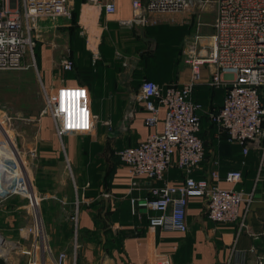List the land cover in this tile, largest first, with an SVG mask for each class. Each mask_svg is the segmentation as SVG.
<instances>
[{"label":"built area","instance_id":"1","mask_svg":"<svg viewBox=\"0 0 264 264\" xmlns=\"http://www.w3.org/2000/svg\"><path fill=\"white\" fill-rule=\"evenodd\" d=\"M192 0H130L131 16L117 19L121 27L146 26L151 18L161 13H179L186 10ZM217 9L213 31L208 41L196 35L185 48V62L189 75L181 85H165L144 79L139 85V100L146 111L145 126L156 128L163 111L162 128L150 132L145 139L133 146L121 148L117 155L127 168L129 175L128 195L132 212L144 208L148 228L167 231H187V207L191 198H199L204 204L207 217L217 223L238 221L240 230L257 237L245 223L249 206L254 201L255 190L264 166V0H216ZM91 7L90 23H81L83 7ZM73 11L72 0H0V70H20L34 67L40 82L43 107L39 115H48L56 135L61 139L69 134L92 133L97 128L98 116L90 108L91 94L85 85L61 84L48 89L42 82L33 50L30 29L41 18L70 17ZM117 0H81L78 23L84 35V43L93 59L98 57V42L106 27L99 25L101 16L114 15ZM94 33V44L90 43V33ZM62 70L74 67L73 60L61 59ZM224 87L225 94L217 112L209 113L216 125L217 137L225 134L226 140L241 148L247 155L250 148L259 151V163L253 188L244 192L233 188H222L216 181L220 179L219 160H212L214 168L207 177L196 178L194 172L200 169L205 157L201 129L200 112L202 103L194 100L197 85ZM83 91L82 97L61 96V93ZM87 113L88 127H67L69 119L73 124L84 122ZM71 113V117L69 116ZM1 126V125H0ZM3 126H1L2 128ZM6 133L5 128H3ZM14 152L19 156L13 142ZM171 167H177L183 179L177 183L165 179ZM240 170H228L224 180L228 183L241 181ZM161 182L153 185L150 194L144 197L134 194L140 189V182ZM7 195L19 194L28 199L24 208L31 214L29 225L19 227L21 237L31 239L33 253L29 264H46L45 257L52 264H67V253H54L42 225L40 213L41 196L29 179L19 174L15 184L7 189ZM4 193V192H3ZM0 192V201L3 200ZM77 195V193H76ZM109 193L103 196L109 197ZM85 201V200H84ZM83 202L75 198L73 222V264H75L78 219L77 209ZM244 204V210L240 207ZM42 252V259L35 257V250ZM29 253V252H28ZM249 254L253 264H264V241L251 244L248 248L233 255ZM158 264H170L162 259Z\"/></svg>","mask_w":264,"mask_h":264},{"label":"crops","instance_id":"2","mask_svg":"<svg viewBox=\"0 0 264 264\" xmlns=\"http://www.w3.org/2000/svg\"><path fill=\"white\" fill-rule=\"evenodd\" d=\"M130 16V0H117L114 15L97 19L99 25L106 24L98 42L99 59L93 65L88 56H82L79 60L83 76L80 78L64 77L61 74L65 71L60 66L61 59L54 60L51 47L44 44L39 46L37 65L43 84L51 90L61 84L87 86L91 94L90 108L98 116L94 132L69 134L61 139L54 131L51 118L48 115L40 116L37 139L41 157L48 160L62 158L68 169L72 170V175L73 168L82 165V171L79 170L76 175L80 187L77 188L74 181L68 189L48 188L43 192L45 198L40 213H43L44 221L48 224L53 220L57 221L60 216V222L71 223L73 231L74 201L76 197H82L83 202L77 209L78 247L75 264H158L162 259H168L170 264H253L249 254L231 256V251H240L251 244L264 241V166L260 171L254 201L249 206L245 219L247 228L258 234L257 237L240 230L238 221L223 224L211 221L206 215L204 204L195 197L190 199L187 207L186 232L148 228L145 209L138 207L135 213L132 212L128 195L129 175L117 156V151L125 146L136 145L150 132L159 131L162 128L163 111L161 110L160 123L156 128L145 126L146 111L139 100V86L131 89L128 81L136 75L140 80L149 78L161 86H181L187 80L189 72L184 67L176 68L174 58L170 57L164 62V68L156 69L155 72L151 68L152 59L146 57L153 53V33H147L146 28L143 29L145 26L128 28L121 27L117 22V19ZM40 20L37 24L42 31L43 24H39ZM81 35L84 39V35ZM83 47L89 53L84 42ZM77 57L76 52L70 58L74 67L79 63ZM159 71L162 72L158 73ZM203 86L207 85L199 84L198 87ZM198 90L195 92L196 98ZM199 102L204 108L208 103L207 96ZM202 125L201 118L199 133H202L204 147L207 143L211 147L206 151L200 169L194 172V177H207L214 168L212 160L217 158L220 179L216 183L222 188L250 191L257 174L259 151L250 148L248 154L243 155L238 145L221 141L215 130L208 128L205 131ZM86 143L88 146L85 147ZM93 169L100 176H108V183L91 186L88 175ZM228 170H240L241 181L235 184L226 182L224 174ZM165 179L177 183L183 179V174L177 167H171L165 174ZM0 182L2 185L6 183L1 175ZM160 184L161 182L142 180L140 189L134 190V194L147 196L153 185ZM105 192L110 194L109 197L103 196ZM10 197H6L2 203V207L7 208L6 214H0V259L3 264H29L33 257L30 254L33 253L31 239L21 237L18 231L19 227L26 225L25 204L15 203ZM49 206L56 207L53 213L47 212ZM240 210H244V204ZM55 228L56 226L54 229L49 227V231L53 230L57 239H64L63 226L58 230ZM73 239L66 243L49 242L54 253L62 250L67 253V264H73L74 261ZM35 257L42 259V252L36 249ZM44 257L46 264H52L50 258Z\"/></svg>","mask_w":264,"mask_h":264},{"label":"rangeland","instance_id":"3","mask_svg":"<svg viewBox=\"0 0 264 264\" xmlns=\"http://www.w3.org/2000/svg\"><path fill=\"white\" fill-rule=\"evenodd\" d=\"M72 1L74 3V0ZM216 9V0H192L189 7L182 12L154 15L151 18L150 23L143 27V29L146 28L147 30L151 26L158 29L162 28L163 30L169 31V36L172 39L168 45H162L160 42H157L158 44H156L155 39L157 36L154 34L153 51L155 52L157 65H159L158 67L164 68V62L166 61L165 58L169 55L170 58H175L173 60L176 68L184 67L189 72L188 64L185 62L186 54L184 53V50L190 42L194 40L196 35H200L203 38L202 40L208 41L207 36L213 31ZM71 18L72 15L67 18L54 16L43 18L44 20L39 19V24H43L41 26L42 31L39 28L37 21L33 24V27L30 29V35L33 41L36 63L37 47L40 46V44L52 48L55 61L66 57L71 58L75 54L72 53V47H75L76 50L80 49V47L77 49L79 40H76L73 43L69 39V28L72 24ZM130 69L128 74L130 73ZM38 73L40 74L39 70ZM61 74L64 77L71 79L80 78L83 76V71L81 68H76L69 71H62ZM42 77L44 80L43 74ZM128 83L130 84L131 89L137 86V82L132 79L129 80ZM204 87L205 86L199 88L197 96L202 94L206 98V95L203 93L205 91L203 90H209V94L207 95L208 103L203 108L204 112L202 111L200 113L203 123L202 128L206 131V129L209 130L208 128L210 124L207 114L210 110H213L222 103L224 87H212V89ZM96 101L97 99L95 98L94 103H96ZM42 107L43 97L39 77L34 67L20 70H0V122L3 126L2 128L0 127V144L10 145L9 140L13 142L15 148L19 152L18 156L12 149L14 156L20 165L18 167L19 174L20 176L29 179L36 192L41 196L40 208H42L43 198H45L43 192L48 188H57L60 190L68 189L72 187L74 181L77 188L80 187V182L77 180L78 176L76 175L79 170L82 171V165H79L77 168H73L74 174L72 175V170L68 169L65 160L63 161L62 158L48 160L41 157L39 153L37 129L40 118L39 113ZM3 128H5L6 133H4ZM64 137L65 136L62 138ZM206 139H208V137H206ZM84 142H87V140L84 139ZM86 146H88L87 143L85 144V147ZM90 146L91 144L89 147ZM210 147V143H207L206 151H208ZM5 198L6 197H4L3 200ZM10 199H13L12 201L15 203L19 202L20 204H27L28 202L27 198L19 194L11 195ZM3 200L0 201L1 215H5L7 212V208L5 206L2 207ZM55 209L56 207H50L47 212L49 214L51 212L53 213V210ZM28 212V209L25 208L24 213L26 225H29L31 222V214ZM41 215V217H43V213ZM60 219L61 217L58 216L57 221L53 220L48 224L45 222L46 220L44 221V217L42 218L44 232L51 244L72 241L73 231L68 236L70 237V240H66L68 237L57 239L54 231H49V227L54 229V226H56V230L61 228L64 222H60ZM70 227H72V224L68 223L67 228Z\"/></svg>","mask_w":264,"mask_h":264},{"label":"trees","instance_id":"4","mask_svg":"<svg viewBox=\"0 0 264 264\" xmlns=\"http://www.w3.org/2000/svg\"><path fill=\"white\" fill-rule=\"evenodd\" d=\"M80 1L81 0H74V3H73V11H72V18H71L72 19V24H71V27L69 28L70 29V32H69V39H70V41H72L73 43L76 40H79L80 41V42L78 41L79 44L77 45V49H78V47H80V49L76 50L75 47H72L71 48L73 54L76 53V52L78 53L77 59L79 61V63H77L76 66L73 69L81 68L80 60H81L82 56L84 57V55L88 56L89 61L93 62V65H95L97 63V60L99 59V58L93 59L92 56L90 55V53H88L84 49V47H83L84 39H83L82 35H80V30L81 29H80V26H79V23H78ZM146 31H147V33H148V31L149 32H152L153 35L155 34L157 36L156 39H155L156 40V44H158L157 42H160L162 45H168L172 41V39L169 36V31L163 30L162 28H159L158 29L156 27L154 28V26H151ZM102 43H103V40H102V42L100 44V47H101ZM38 49H39V46L37 47V54H38ZM146 57L152 59L151 68H154V71L155 72H156V69H158V70L161 69L160 67H158L159 65H157V61H156V57H155V52L154 51H153L152 55H150V56L148 55ZM165 59H169V55H167ZM37 67H38V65H37ZM38 70H39V67H38ZM160 72H162V71H159L158 73H160ZM144 79H149V78H144ZM132 80L137 82V86H139L140 83H141V81H142V79L140 80V78L138 76H136V75L132 76ZM198 86L199 85H197L196 88H195V90H194L193 98H194V100H196V101L199 102V101H202L203 99H205V97L202 94H200L198 96L196 95L197 98L195 97L196 90L200 88ZM205 87L212 89V87H209V86H205ZM203 91H205L203 93L206 96L209 94V90L208 89H205ZM224 94H225V88H224ZM218 110H219V107L216 108V109L210 110L208 112V114H207V118H208V120L210 122L209 129H212V130H215V131L217 130L216 129V125L210 120L209 113H213V112L215 113ZM199 135H200L201 139H203L202 138V133H199ZM219 138L221 139V141H224L225 143H228L229 144V142L226 140L225 134H222ZM205 157H206V147H205ZM95 169H93V171L92 170L89 171V175H88L89 183L91 184V186L95 187V186H97V184L99 185L101 183L102 184H107L108 183V180H109L108 176H100L97 173V170H95ZM67 224L68 223H65V222L62 224V226H63L62 233H63V236L65 238L68 237L71 234V232H72L71 227L70 228H67ZM147 226H148V220H147ZM3 263H4L3 260L0 259V264H3Z\"/></svg>","mask_w":264,"mask_h":264},{"label":"bare ground","instance_id":"5","mask_svg":"<svg viewBox=\"0 0 264 264\" xmlns=\"http://www.w3.org/2000/svg\"><path fill=\"white\" fill-rule=\"evenodd\" d=\"M91 11H92L91 7H87V6L83 7L82 14H81V23H83L86 26H88L90 23ZM94 42H95L94 33L91 32L90 33L91 45H93ZM0 125H1V122H0ZM9 143H10V141H9ZM12 149H13V146L11 145V143H10V145L9 144L8 145L0 144V175L6 182L3 185L0 182V192L1 193L7 191V189H9V187L13 186L15 184L17 178L19 177L18 167L20 165H19V162L17 161V159L15 158Z\"/></svg>","mask_w":264,"mask_h":264},{"label":"snow or ice","instance_id":"6","mask_svg":"<svg viewBox=\"0 0 264 264\" xmlns=\"http://www.w3.org/2000/svg\"><path fill=\"white\" fill-rule=\"evenodd\" d=\"M65 95H73V96H76V97H82L85 95V93L83 91H78V92H74V93H64L62 92L61 93V96H65ZM69 116L71 117V113H69ZM84 116H85V119H84V122L82 124H73L71 122V119H69V122L67 124V127L69 128H73V127H83V128H87L88 127V123H87V113L85 112L84 113Z\"/></svg>","mask_w":264,"mask_h":264},{"label":"water","instance_id":"7","mask_svg":"<svg viewBox=\"0 0 264 264\" xmlns=\"http://www.w3.org/2000/svg\"><path fill=\"white\" fill-rule=\"evenodd\" d=\"M7 195V192H4L2 195H1V197H5Z\"/></svg>","mask_w":264,"mask_h":264}]
</instances>
